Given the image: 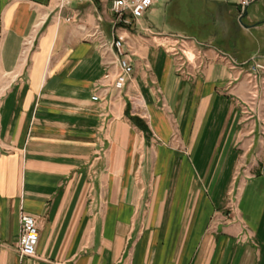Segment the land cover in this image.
Listing matches in <instances>:
<instances>
[{
  "label": "crops",
  "instance_id": "1",
  "mask_svg": "<svg viewBox=\"0 0 264 264\" xmlns=\"http://www.w3.org/2000/svg\"><path fill=\"white\" fill-rule=\"evenodd\" d=\"M59 1L0 0V264H264V83L221 57L264 61L233 43L239 7L199 38L150 23L155 5L114 29L109 0ZM145 26L208 64L184 75ZM121 36L134 73L117 89L103 44Z\"/></svg>",
  "mask_w": 264,
  "mask_h": 264
},
{
  "label": "built area",
  "instance_id": "2",
  "mask_svg": "<svg viewBox=\"0 0 264 264\" xmlns=\"http://www.w3.org/2000/svg\"><path fill=\"white\" fill-rule=\"evenodd\" d=\"M75 0H60L58 9L60 11L70 7ZM111 3L112 23L114 29L120 27H129L134 24L139 25L141 19L147 11L156 4L157 0H109ZM243 10L252 2V0H239ZM254 1V0H253ZM73 20L68 17V21ZM143 34L152 37L153 40L165 48V50L177 57L180 61L179 71L186 76H191L193 73L191 67L201 70L209 62V59L204 55L199 42L193 38L178 34L165 33L158 31L153 27H142ZM105 48H113L116 55V62L119 67V73L115 81L117 89H122L128 79H131L134 73V65L130 59L128 45L123 36L115 38L111 42L103 44ZM224 60L230 61L233 67H241L247 69V74L250 78V83L256 90L258 81L264 83V61L254 58L248 62L240 63L234 57L227 53H221ZM94 100L99 98L95 96ZM40 240V230L36 217L31 214L22 215V232L19 241V251L22 256H34Z\"/></svg>",
  "mask_w": 264,
  "mask_h": 264
},
{
  "label": "rangeland",
  "instance_id": "3",
  "mask_svg": "<svg viewBox=\"0 0 264 264\" xmlns=\"http://www.w3.org/2000/svg\"><path fill=\"white\" fill-rule=\"evenodd\" d=\"M224 1L226 3L215 0H158L154 6L157 11L148 17L150 23L159 29L179 31L203 38L218 28L222 21L230 25V10L236 12L237 7L229 6V2ZM234 1L240 4L239 0ZM248 7L249 15H245L240 21V16L244 15ZM239 14H241L238 17L239 24L230 25L232 40L238 52L245 57L254 53L264 57V0H252ZM239 25L249 27V32L247 34L241 32Z\"/></svg>",
  "mask_w": 264,
  "mask_h": 264
},
{
  "label": "water",
  "instance_id": "4",
  "mask_svg": "<svg viewBox=\"0 0 264 264\" xmlns=\"http://www.w3.org/2000/svg\"><path fill=\"white\" fill-rule=\"evenodd\" d=\"M229 3L235 5V6H238L239 7V10L241 11L242 10V7L240 5H238L237 2H235L234 0H227Z\"/></svg>",
  "mask_w": 264,
  "mask_h": 264
}]
</instances>
